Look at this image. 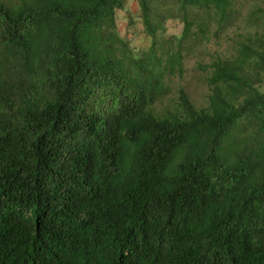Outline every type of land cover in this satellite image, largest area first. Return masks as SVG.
<instances>
[{
    "label": "trees",
    "instance_id": "16d2710c",
    "mask_svg": "<svg viewBox=\"0 0 264 264\" xmlns=\"http://www.w3.org/2000/svg\"><path fill=\"white\" fill-rule=\"evenodd\" d=\"M136 1L0 0V264H264V33L172 96L264 0Z\"/></svg>",
    "mask_w": 264,
    "mask_h": 264
},
{
    "label": "rangeland",
    "instance_id": "374dc122",
    "mask_svg": "<svg viewBox=\"0 0 264 264\" xmlns=\"http://www.w3.org/2000/svg\"><path fill=\"white\" fill-rule=\"evenodd\" d=\"M246 8L244 16H247L255 0H245ZM136 0H127L126 6L122 11L117 12V24L119 33L130 44L135 53L148 50L151 39L143 32V26L138 11ZM182 26L177 21H171L168 24L167 35L180 36ZM264 33L263 29L246 27L245 23H241L238 27L228 30L219 42L208 44L201 48L194 56L186 61V70L184 80H175L172 85V96L178 89L184 88L190 93L191 99L199 107H206L208 101V88L204 79L207 73L200 70V67H209L211 63L218 59H228L234 52L238 43L244 40L248 33Z\"/></svg>",
    "mask_w": 264,
    "mask_h": 264
}]
</instances>
